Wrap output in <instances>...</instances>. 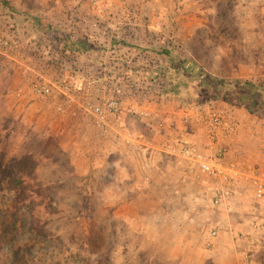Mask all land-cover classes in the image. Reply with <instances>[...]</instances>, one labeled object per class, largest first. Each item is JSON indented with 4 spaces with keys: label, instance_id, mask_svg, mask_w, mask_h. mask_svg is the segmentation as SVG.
Masks as SVG:
<instances>
[{
    "label": "rangeland",
    "instance_id": "1",
    "mask_svg": "<svg viewBox=\"0 0 264 264\" xmlns=\"http://www.w3.org/2000/svg\"><path fill=\"white\" fill-rule=\"evenodd\" d=\"M0 35L12 40L10 49L0 51L4 165H12L26 182L33 179L41 186L39 217L71 252L90 264H264V249L248 251V260L241 257L238 246L214 256L206 253L214 228H208L206 218L213 208L212 194L201 193L202 208L197 205L193 210L198 219H207L196 222L200 231L193 238L179 233L181 209L174 207L175 200L189 194L171 189L165 194L131 191L135 181L131 162L126 157L120 160L126 151L131 152L129 143L106 146L113 147L108 156L120 170L114 167V174L107 176V171L90 169L85 175L77 152L80 138L71 142L65 132H56L30 114L17 96L30 84L65 78L73 61L72 67L87 80L84 90L74 85L84 93L85 106L118 99L130 128L138 132L134 143L144 138L151 141L153 133L131 107L157 112L161 105L167 111L181 105L173 88L181 84L184 73L193 74L198 68L228 83L250 81L264 88V0H0ZM79 41L94 46L82 62L75 61L73 51L66 48V42ZM24 44H31L26 51ZM32 58L37 79H31L24 66ZM171 63L177 67L170 68ZM55 95L60 101L63 98ZM202 104L235 107L247 119L260 122L243 107L221 100ZM58 117L52 110V121ZM259 127L264 128V123ZM255 147L246 146L245 153L254 155ZM103 153L97 149L95 154ZM173 171L169 169V174ZM192 182L206 189L210 186L204 179ZM47 206L52 209L43 208ZM257 207L250 201L247 208L236 210L234 222L254 218L250 212ZM252 224L264 246V229ZM185 245L189 249L184 250Z\"/></svg>",
    "mask_w": 264,
    "mask_h": 264
},
{
    "label": "crops",
    "instance_id": "2",
    "mask_svg": "<svg viewBox=\"0 0 264 264\" xmlns=\"http://www.w3.org/2000/svg\"><path fill=\"white\" fill-rule=\"evenodd\" d=\"M66 43V48L73 51L75 61L79 60L82 62L86 60L90 50L86 48V45H88L86 42L85 44H83L82 41ZM30 45L31 44H24L26 47L24 51H26ZM33 62L35 63L34 58L29 60V63H24V66L27 68L31 79H37L38 76H33L34 74H32L34 72ZM72 63L73 61L68 65L69 72L65 75V79L73 86H78L79 89L83 87L84 90L87 86L86 77L76 70L75 67H72ZM79 91L80 90L76 89L74 95L70 96L69 99L62 96L63 98L61 101L60 97L55 95L58 93H54L51 97L46 99L28 97L21 100L20 104H22L21 106H26V110L36 118L43 119L44 123L46 125L49 124V127L56 130V132L60 134H64L63 132H65L66 136L72 139L71 142H73L74 139L76 142L80 138L82 144H80V149L77 152L78 155H81L82 166L86 169L85 175L89 173L90 169L94 170L98 168L99 171H107L108 173H105L107 176L114 174V167L116 171L120 170L118 163L114 162L115 159L113 160L108 156V154L113 151V147L107 149L106 146L108 143H116V146H118L117 142L126 141V143H129L131 146L127 147L131 148V152L126 151V156L123 155L119 149L116 150L120 151L119 156L123 155V157L121 156L120 158L121 161L126 157V159L131 162V177H135V181L131 184V191L142 190L143 193L149 194L154 191L165 194L173 190L177 194H189L188 198L181 196L182 198H180L179 201L175 200L174 207H180L181 209L179 223L177 224V227L181 229H179L178 232L182 234L190 233L193 238V236L200 231L197 230L198 223L203 221V217L202 219H198V212L194 213L193 210H195L197 205L199 208H202L203 196L201 193L208 192L207 194H212L209 188L206 189L204 186L201 187V185L199 186L200 183L196 184L192 182V180L190 182L188 177L176 173V168L172 160L168 156L157 152L158 148H156L157 151L154 149L155 146H159V141L156 137L151 141L144 138L139 144H135L134 141H131V134L138 136V132L130 128L129 119L125 118L126 113L124 111L120 119H109V130L107 133H104L95 124L93 118L89 117L90 114L85 109V95ZM52 110L59 113V117L55 121H52L51 118ZM237 112L239 115L244 114L239 110H237ZM258 121L260 122L256 123L253 120L247 119L246 116L242 118L237 136L231 142V156L241 164L243 175L238 177V181L235 185L237 192L230 202L232 209L226 211L224 206H214L209 210L210 212H208L206 216V218L209 219L208 228L211 229L214 227L218 231L216 238L208 240L210 247L204 249L209 255L214 256L216 253L223 254L224 250H230L229 247L234 248L238 246L242 248L240 254L243 258L244 254L250 250L264 249L258 237L254 235V231L251 228L252 226H250V221L258 219L257 222H261L264 229V201L255 200L253 186L251 185L249 177L251 174L249 172L250 167L257 168L260 173L264 175V128L259 127L260 124L262 125V123H264V119H259ZM155 141L157 143H155ZM253 144L256 146V153L254 155H247L245 153V147H250ZM97 149L105 153L98 157V155L95 154ZM137 150L141 151L138 153ZM154 150L156 152H154ZM171 168L174 170L173 174H169V169L171 170ZM165 201V203H167V200ZM250 201L255 202L259 206L250 212L252 215H255V217H245L242 222L235 223L232 215L238 209L247 208ZM206 220L207 219H205V221ZM205 221H203V223H205ZM194 222L198 223L195 224ZM233 230L238 231L234 232ZM183 239L187 240L186 235ZM203 241L205 242L204 236ZM187 249H189V245H185L184 250Z\"/></svg>",
    "mask_w": 264,
    "mask_h": 264
},
{
    "label": "built area",
    "instance_id": "3",
    "mask_svg": "<svg viewBox=\"0 0 264 264\" xmlns=\"http://www.w3.org/2000/svg\"><path fill=\"white\" fill-rule=\"evenodd\" d=\"M11 45L10 38L0 35V51L10 49ZM74 92L71 83L58 78L48 83L30 84L26 90H19L17 96L19 100L28 97L46 99L58 93L69 99ZM85 109L104 133L109 130V119L118 120L123 113L120 102L113 97L105 98L99 104L87 102ZM157 109V112L150 107L138 110L132 106L131 112L137 114L158 139V152L172 160L176 173L194 181L208 180L213 207L224 206L230 211V202L237 192L236 182L243 175L241 164L231 156V142L236 138L245 114L239 115L235 107L215 104L178 105L171 111L161 105ZM136 139L138 136L131 134V141ZM249 169L254 198L263 202L264 175L255 167ZM252 225L263 228L261 222ZM217 233L216 228H212L210 238H216ZM206 246L208 249L210 243ZM244 258L248 260V252Z\"/></svg>",
    "mask_w": 264,
    "mask_h": 264
},
{
    "label": "trees",
    "instance_id": "4",
    "mask_svg": "<svg viewBox=\"0 0 264 264\" xmlns=\"http://www.w3.org/2000/svg\"><path fill=\"white\" fill-rule=\"evenodd\" d=\"M86 48L94 46L88 44ZM176 67L170 64V68ZM183 78L173 88L181 105L195 106L216 99L264 119V88L250 81L228 83L198 68L193 74L184 73ZM4 162L0 152V264H90L89 259L71 252L39 217L41 186L33 179L26 182L20 171Z\"/></svg>",
    "mask_w": 264,
    "mask_h": 264
}]
</instances>
